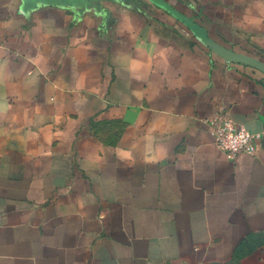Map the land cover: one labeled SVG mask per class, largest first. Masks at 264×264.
Here are the masks:
<instances>
[{"label": "crops", "instance_id": "1", "mask_svg": "<svg viewBox=\"0 0 264 264\" xmlns=\"http://www.w3.org/2000/svg\"><path fill=\"white\" fill-rule=\"evenodd\" d=\"M160 1L0 0V264H264V71L197 35L264 64V0Z\"/></svg>", "mask_w": 264, "mask_h": 264}, {"label": "built area", "instance_id": "2", "mask_svg": "<svg viewBox=\"0 0 264 264\" xmlns=\"http://www.w3.org/2000/svg\"><path fill=\"white\" fill-rule=\"evenodd\" d=\"M213 143L220 148L228 158L237 154H253L256 135L243 125L234 122L228 111L219 108L206 120Z\"/></svg>", "mask_w": 264, "mask_h": 264}, {"label": "water", "instance_id": "3", "mask_svg": "<svg viewBox=\"0 0 264 264\" xmlns=\"http://www.w3.org/2000/svg\"><path fill=\"white\" fill-rule=\"evenodd\" d=\"M155 2H157L158 4H160L161 6L165 7L167 10H169V12H172L173 14H175L176 16H178V14L175 12V10L169 8L166 4H164L163 2H161L160 0H155ZM179 18H181L180 16H178ZM192 30H194L195 32L197 31L193 26H192ZM197 35L199 37H202V40L212 49L215 51L220 52L224 57H226L229 60H232L234 62H241V63H246L249 64L251 66L257 67L261 70L264 71V64H262L261 62L250 58V57H243V56H238L232 52H229L227 50H225L224 48H221L220 46L216 45L214 42H212L211 40H209V38L204 37V36H200V34L197 33Z\"/></svg>", "mask_w": 264, "mask_h": 264}]
</instances>
